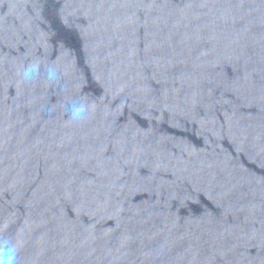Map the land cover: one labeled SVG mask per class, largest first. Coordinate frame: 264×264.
Returning a JSON list of instances; mask_svg holds the SVG:
<instances>
[{"label": "water", "instance_id": "water-1", "mask_svg": "<svg viewBox=\"0 0 264 264\" xmlns=\"http://www.w3.org/2000/svg\"><path fill=\"white\" fill-rule=\"evenodd\" d=\"M5 238L19 264H264V0H0Z\"/></svg>", "mask_w": 264, "mask_h": 264}, {"label": "clouds", "instance_id": "clouds-1", "mask_svg": "<svg viewBox=\"0 0 264 264\" xmlns=\"http://www.w3.org/2000/svg\"><path fill=\"white\" fill-rule=\"evenodd\" d=\"M41 75V64L38 60H34L26 64L21 73V79L30 83L36 80ZM44 76L49 83H58L61 78V73L55 63H49L44 68ZM65 111L72 121H83L89 113L88 104L77 99L67 104ZM0 264H19V247L11 238L0 240Z\"/></svg>", "mask_w": 264, "mask_h": 264}]
</instances>
